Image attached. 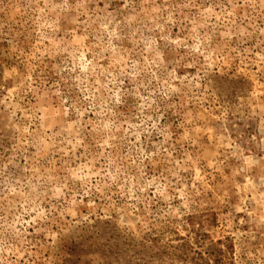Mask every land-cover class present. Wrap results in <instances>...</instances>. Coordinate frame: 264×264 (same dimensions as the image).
<instances>
[{
    "label": "rangeland",
    "instance_id": "rangeland-1",
    "mask_svg": "<svg viewBox=\"0 0 264 264\" xmlns=\"http://www.w3.org/2000/svg\"><path fill=\"white\" fill-rule=\"evenodd\" d=\"M0 264H264V0H0Z\"/></svg>",
    "mask_w": 264,
    "mask_h": 264
},
{
    "label": "trees",
    "instance_id": "trees-1",
    "mask_svg": "<svg viewBox=\"0 0 264 264\" xmlns=\"http://www.w3.org/2000/svg\"><path fill=\"white\" fill-rule=\"evenodd\" d=\"M190 219H191V218H188V221H190ZM185 246H186V244L181 245L182 249H183ZM182 249H181V250H182ZM220 253H221V251H220ZM173 254H174V253H172V254L170 255V257H169L170 260H173V259H174V256H176V255H173Z\"/></svg>",
    "mask_w": 264,
    "mask_h": 264
}]
</instances>
